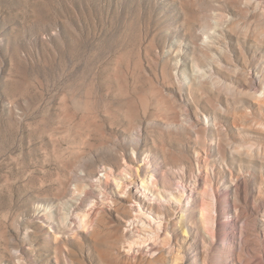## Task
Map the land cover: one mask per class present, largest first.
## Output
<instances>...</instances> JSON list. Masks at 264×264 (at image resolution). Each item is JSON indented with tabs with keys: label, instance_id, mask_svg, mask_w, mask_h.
<instances>
[{
	"label": "rangeland",
	"instance_id": "374dc122",
	"mask_svg": "<svg viewBox=\"0 0 264 264\" xmlns=\"http://www.w3.org/2000/svg\"><path fill=\"white\" fill-rule=\"evenodd\" d=\"M182 253L264 264V0H0V264Z\"/></svg>",
	"mask_w": 264,
	"mask_h": 264
},
{
	"label": "bare ground",
	"instance_id": "6f19581e",
	"mask_svg": "<svg viewBox=\"0 0 264 264\" xmlns=\"http://www.w3.org/2000/svg\"><path fill=\"white\" fill-rule=\"evenodd\" d=\"M239 68V67H238ZM231 71H232V69H231ZM202 76V75H201ZM212 79V78H211ZM247 79V78H246ZM249 81V80H248ZM250 82V81H249ZM222 83V82H221ZM214 84V83H213ZM219 84V83H218ZM251 89V88H250ZM262 92V91H261ZM262 95V94H261ZM252 103V102H251ZM257 108V107H256ZM257 110V109H256ZM213 122V121H212ZM223 136V135H222ZM141 137V136H140ZM135 145V144H134ZM229 145V144H228ZM135 147H138V146H135ZM135 149V148H134ZM202 174V173H201ZM121 184V183H120ZM124 184V183H123ZM173 187V186H172ZM191 190V189H190ZM182 191V196H183V198L185 199V200H188V199H192L193 198V196H191L192 194V191H191V193L189 192V193H185V190L184 189H182L181 190ZM148 192V191H147ZM193 192H194V190H193ZM171 193V192H170ZM184 196H186V197H184ZM182 200V199H181ZM139 205V204H138ZM140 208V207H139ZM138 208V209H139ZM179 208H180V212H182V208H181V206H179ZM140 210V209H139ZM143 213V212H142ZM218 214V213H217ZM233 214V213H232ZM222 217V216H221ZM152 218V217H151ZM159 220V219H158ZM232 220V219H231ZM238 220V219H237ZM149 222L151 221V222H153V223H155L156 222V220H148ZM142 223H144V222H142ZM154 226V225H153ZM224 230V229H223ZM159 231V230H158ZM234 233H235V231H233ZM165 233V232H164ZM167 233V232H166ZM194 235V234H193ZM213 235V234H212ZM153 236V235H152ZM188 238V237H187ZM142 242V241H141ZM183 242V241H182ZM227 242V241H226ZM136 243V242H135ZM139 243V242H138ZM145 243V242H144ZM147 244V243H146ZM222 244V243H221ZM171 247V246H170ZM199 248V247H198ZM176 250V249H175ZM174 250V251H175ZM188 251H190V250H188ZM178 253V252H177ZM189 253V252H188ZM186 254V253H182V254H184L185 255V257H183V260H184V262L186 263V264H191V262L193 261V258L191 257V255H189V254ZM192 253V252H191ZM190 253V254H191ZM201 254V253H200ZM173 255V254H172ZM194 256V255H193ZM162 258V257H161ZM260 259V258H259ZM166 261V260H165ZM177 262V261H176ZM173 263V262H172ZM168 264V263H167ZM196 264V263H195Z\"/></svg>",
	"mask_w": 264,
	"mask_h": 264
}]
</instances>
